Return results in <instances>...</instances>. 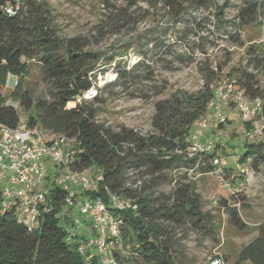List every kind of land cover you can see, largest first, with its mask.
I'll return each mask as SVG.
<instances>
[{"label":"trees","instance_id":"trees-1","mask_svg":"<svg viewBox=\"0 0 264 264\" xmlns=\"http://www.w3.org/2000/svg\"><path fill=\"white\" fill-rule=\"evenodd\" d=\"M11 1L0 0V123L14 127L20 122L16 109L6 104L2 93L7 75L12 74L17 83L12 87L11 99L25 111L33 109L26 124L73 140L68 150V166L78 171L93 170L92 174L88 173L91 175H102L96 195L106 205L110 194L131 204L124 209L109 207L119 221L113 251L116 264H181L183 252L177 248L180 246L178 241L173 239L178 230H192L196 235L214 240L217 229L214 217L203 209L204 202L195 183L188 180L185 172L171 174L182 169L209 173L213 169L211 158L221 146L215 144L211 151L192 156L187 153L190 127L206 112L213 97L211 86L219 83L215 81L223 67L228 65L231 54L226 50V59L213 63L205 49L209 40L199 35V31L212 24V29L221 31L228 44L243 48L245 43L240 32L257 21L261 3L239 0L234 5V14L227 17L230 0H146L147 7L161 4L170 24L194 30L192 43L184 51L177 52L175 58L181 62L185 58L193 61L194 51L198 49L201 57L197 70L203 84L194 92L175 89L155 101L151 129L141 133L123 125L113 129L99 123L98 108L90 103L67 107V103L82 97L95 86L96 70L101 65L113 62L117 68L116 76L113 81L95 89L93 102L104 101V89H113L120 81L142 76L145 53H139L140 59L128 69L120 65L121 57L132 46L131 40L124 43L126 48L123 51L113 49L107 57H104L107 50L94 48V44L131 23L137 7L135 1L120 0L122 5H116L117 0H101L105 12L99 24L89 35L69 38L59 35L55 15L46 1L22 0L15 13L9 14L4 8ZM139 10L148 11L142 7ZM199 10L206 14H199ZM178 40L180 43L184 41L181 37ZM162 42L161 38L156 44ZM30 60L40 64L50 94L47 100L34 103L31 93L23 88L28 75L26 62ZM244 61V65L229 66L225 76L247 98L261 101V114L242 120L247 135L253 123L264 116V86L258 77L259 72L264 71V48L247 47ZM241 147L237 161L241 164L250 162L258 170L264 165V128L262 136L244 142ZM232 170L227 165L224 177L226 173L227 176L234 175V180ZM139 173L145 175L139 179ZM165 183L172 185L171 189L165 193L157 191L156 188ZM64 197L63 191L51 189L48 200L53 208L43 212L40 225L32 229L19 221L13 210L0 212V264H85L76 243H68L65 239L66 229L59 216ZM231 198L234 205L226 200H221L220 204L229 223L244 230L246 223L239 207L245 206V196L234 193ZM242 262L264 264V220L258 224L256 236L237 252L236 263ZM89 264H96V258L90 259Z\"/></svg>","mask_w":264,"mask_h":264},{"label":"rangeland","instance_id":"rangeland-1","mask_svg":"<svg viewBox=\"0 0 264 264\" xmlns=\"http://www.w3.org/2000/svg\"><path fill=\"white\" fill-rule=\"evenodd\" d=\"M44 1L55 15L59 35L66 38L76 35H89L95 25L99 24L105 12L101 0ZM133 1L137 7L135 6L136 11L131 23L108 36L102 42L94 44V48L107 50L108 52L104 55L107 57L113 49L123 51L126 48L123 46L124 43L131 40L132 46L121 57L120 65H124L128 69L140 59L139 53H145V65L141 67L142 76L120 81L113 89H104L102 94L104 101L93 102L96 94L95 89L113 81L116 76L117 68L113 62L109 65H101L96 70L95 86L92 88L93 94L77 97L67 103V107L82 102L90 103L91 106L98 108L97 119L99 123L113 129H118L123 125L145 133L151 129V117L154 112L155 101L166 97L175 89L194 92L201 87L203 79L197 70V63L201 54L198 49H195L193 61L186 58L182 62L177 60L175 54L184 51L185 47L192 43L195 37L194 30L190 31L183 26L170 24L166 10L161 4H157L155 7H147L146 0ZM238 1H229L230 5L226 9L227 17L234 14V5ZM257 1L261 3L257 21L243 28L240 32L245 43L243 48L228 44L221 31L212 29V24L199 31V35H203L209 40L208 43H205V49L214 60L213 63L216 64L217 61L225 60L228 55L225 53L226 50L231 52L228 65L223 67L215 83L228 80L225 74L229 66L244 65V51L247 47L264 48V0ZM115 3L122 5L120 0ZM139 7L147 9V13L138 11ZM198 12L199 14H206L202 10ZM211 19L212 16H210ZM179 37L184 40L182 43L178 40ZM161 38L162 44H156ZM26 63L28 75L24 79L23 88L31 93L34 103L40 99H49L48 84L43 77L39 62L30 60ZM13 77L15 76L13 75ZM258 77L261 85L264 86V71L259 72ZM11 90L12 87L10 86H5L2 89V93L6 97V104L16 109L19 121H26V118L33 114V109L25 111L17 101H13L10 97ZM223 113L227 117V121L221 127H218L215 122H210L204 130V137L210 139L214 146L215 144L221 145L218 153L225 155L227 165L233 168L234 180H232V176H227L226 173L229 186H223L210 173L200 174L191 169H182L179 172L171 173L173 175L187 173L188 180L195 183L196 191L203 199V209L213 215L214 224L217 228L214 240L203 235H196L192 230L176 231L173 234V239L178 241L180 246L177 248L180 247L183 252V256L180 258L181 264H209L210 258L215 255L222 258L223 264H238L236 263L237 252L252 238L257 231L258 224L264 220V165L256 170L250 165V162L241 164L237 161L238 153L242 150L241 145L251 140L248 138V134L246 135L240 113L234 105L225 108ZM258 123L264 128V116L258 120ZM240 167L245 168L247 173L239 172L238 168ZM86 172L92 174L93 170ZM142 175L145 173H139L138 178L141 179ZM171 187L172 185L165 183L160 184L156 189L165 193ZM236 190L237 192H235ZM233 192L245 196V206L239 207L236 204L246 223L244 230L236 229L229 223L228 215L220 204L221 200H226L234 205L235 203L231 198ZM84 222L81 223L84 224ZM240 264H245V262Z\"/></svg>","mask_w":264,"mask_h":264},{"label":"built area","instance_id":"built-area-1","mask_svg":"<svg viewBox=\"0 0 264 264\" xmlns=\"http://www.w3.org/2000/svg\"><path fill=\"white\" fill-rule=\"evenodd\" d=\"M21 1L12 0L5 5L4 10L14 14ZM16 83V77L8 74L5 86L14 87ZM211 87L213 97L207 104L206 112L190 127L187 148L189 156L213 149L214 144L204 137V130L210 122H226L227 117L223 113L225 108L234 105L244 121L262 111L261 101L247 98L241 90L234 87L231 80ZM92 94L91 88L83 97ZM262 133L263 127L256 120L248 138L253 141L262 136ZM72 141L62 134L30 128L25 121H20L14 127L0 123V212L13 210L17 219L28 229L38 227L41 214L53 208L48 200L51 189H59L65 193L60 203L59 216L66 229V241L76 243L77 251L83 256L85 264H89L94 257L96 264H116L113 251L119 221L110 208L124 209L131 207V204L128 200H121L110 194L109 204L106 205L96 195L102 175H91L68 166V150ZM211 163L213 169L209 173L228 187L229 183L224 177L226 157L217 153L212 156ZM239 172L247 173L242 167ZM81 217L84 224L81 223ZM209 264H223V260L215 255L210 258Z\"/></svg>","mask_w":264,"mask_h":264},{"label":"crops","instance_id":"crops-1","mask_svg":"<svg viewBox=\"0 0 264 264\" xmlns=\"http://www.w3.org/2000/svg\"><path fill=\"white\" fill-rule=\"evenodd\" d=\"M204 174H206V173H204ZM233 174H234V173H233ZM232 176H234V175H232ZM256 234H257V231H256V233L252 236V238L255 237ZM252 238H251V239H252ZM251 239H250V240H251ZM247 242H248V241H247ZM247 242H246V243H247ZM245 264H249V262H245Z\"/></svg>","mask_w":264,"mask_h":264}]
</instances>
